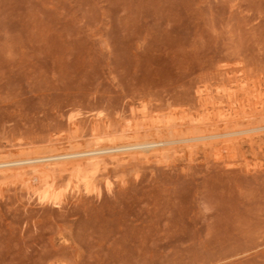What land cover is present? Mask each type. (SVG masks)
I'll list each match as a JSON object with an SVG mask.
<instances>
[{
    "label": "rangeland",
    "instance_id": "rangeland-1",
    "mask_svg": "<svg viewBox=\"0 0 264 264\" xmlns=\"http://www.w3.org/2000/svg\"><path fill=\"white\" fill-rule=\"evenodd\" d=\"M263 95L264 0H0V264H264Z\"/></svg>",
    "mask_w": 264,
    "mask_h": 264
},
{
    "label": "bare ground",
    "instance_id": "bare-ground-1",
    "mask_svg": "<svg viewBox=\"0 0 264 264\" xmlns=\"http://www.w3.org/2000/svg\"><path fill=\"white\" fill-rule=\"evenodd\" d=\"M243 85H244V84H243ZM256 88H257V87H256ZM246 91H247V90H246ZM258 91H259V90H258ZM255 92H257V91H255ZM257 93H258V92H257ZM258 95H259V94H258ZM258 95H257V96H258ZM263 96H264V95H263ZM232 97H233V96H232ZM255 97H256V96H255ZM259 98H260V96H259ZM230 99H231V98H230ZM260 99H261V98H260ZM257 100H258V99H257ZM229 101H230V100H229ZM249 101H250V100H249ZM260 101H261V100H260ZM260 101H259V102H260ZM235 102H236V101H235ZM261 102H262V101H261ZM231 103H232V102H231ZM232 104H234V103H232ZM249 104H250V103H249ZM256 104H257V103H256ZM256 104H255V105H256ZM214 105H216V104H214ZM243 105H244V104H243ZM245 105H246V104H245ZM255 105H254V106H255ZM258 105L260 106V104H258ZM262 106H263V105H262ZM205 107H206V106H205ZM245 107H246V106H245ZM245 107H242V108L244 109ZM263 107H264V106H263ZM252 108L254 109L253 106H252ZM261 108H262V107H261ZM263 109H264V108H263ZM211 110H212V109H211ZM257 110H258V108H257ZM259 110H261V109H259ZM259 110H258V111H259ZM205 111H206L207 113H206V114L202 117V119L199 121L198 125L196 124L198 127H199L201 124H205L207 121L209 122V121L211 120L210 109L205 108ZM252 112H253V110H252ZM263 112H264V110H263ZM263 112H262L261 114H260V112H259V114H260V115H263V114H264ZM212 113H213V111H212ZM235 113H236V115H233V117L228 118V119H222V120H221L222 122L219 121V123L224 124V123L232 122L233 120H234V121H239V120H241V117H239L240 115H238L239 112L236 111ZM257 113H258V112H257ZM239 114H240V113H239ZM254 114H255V113H254ZM250 115H251V114H250ZM246 116H247V115H246ZM253 117H255V116H253ZM253 117H252V118H253ZM256 117H257V116H256ZM249 118H250V117H249ZM216 121H217V120H216ZM210 122H211V121H210ZM223 122H224V123H223ZM211 123H212V122H211ZM214 123H215V122H214ZM251 123H252V122H251ZM206 124H207V123H206ZM206 124H205V125H206ZM215 124H216V123H215ZM217 124H218V122H217ZM217 124H216V125H217ZM209 125H210V124H209ZM209 125H208V126H209ZM170 126H171V125H170ZM182 126H183V125H182ZM203 126H204V125H203ZM206 126H207V125H206ZM212 126H213V125H212ZM225 127H226V126H225ZM228 127H229V126H228ZM258 127H259V126H258ZM223 128H224V127H223ZM229 128H230V127H229ZM239 128H240V127H239ZM226 129H227V128H225V130H226ZM253 129H254V128H252V130H253ZM262 129H263V128H262ZM221 130H222V129H221ZM223 130H224V129H223ZM230 130H231V129H228L229 132H230ZM238 130H239V129H238ZM242 130H243V129H242ZM242 130H241V132H244V133H245V130H246V129H245L244 131H242ZM250 130H251V129H250ZM252 130H251V131H252ZM259 130H261V129H259ZM219 131H220V130H219ZM228 131H227V132H228ZM251 131H250V133H251ZM224 132H225V131H224ZM224 132H223L224 136L230 134V133H226V132L224 133ZM237 132H238V131H237ZM237 132H234V133H231V134H236ZM247 132H248V131H247ZM254 132H255V131H254ZM206 133H207V132H206ZM214 133H215V131H214ZM238 133H240V132H238ZM238 133H237V134H238ZM217 134H219V133H217ZM219 135H221V134H219ZM219 135H214V136H212V137L215 138V136H219ZM209 136H210V135H209ZM209 136L207 137V139L209 138ZM193 137H194V136H193ZM203 137H204V136H202V138H203ZM205 137H206V136H205ZM205 137H204V138H205ZM212 137H211V138H212ZM219 137H220V136H219ZM219 137H218V138H219ZM198 138H199V137H198ZM200 138H201V136H200ZM195 140H196V139H195ZM197 140H198V139H197ZM133 141H134V139H133ZM136 144H137V143H136ZM157 144H159V143H158L157 141H154V142L143 143V144H139V143H138L137 145H132L131 147H132V148H133V147H136V148H137V147H138V148H139V147H142V148H145V150H147L148 148L146 149V147L153 146L152 148H154L155 145L158 146ZM119 145H120V144H119ZM129 146H130V145H129ZM121 148H123V147H121ZM110 149H112V148H110ZM116 149L118 150L119 147H116V146H115L114 150H116ZM114 150H112V151L114 152ZM137 150H138V149H137ZM88 151H89V150H88ZM88 151H87V153H84V152H83V153H65V154H57L54 158H56V160H57V159H60V160H66V159H69V158H72V157L78 156V155H80V154H101V153H106V152H108V151L111 152V150H108V148H107V149L105 148L104 150H103V148H102L101 150H93V151H89V152H88ZM127 151H128V150H127ZM80 156H82V155H80ZM40 159H41V158H40ZM141 159H142V158H141ZM36 160H37V159H36ZM26 161H27V160H26ZM29 161L31 162V161H33V160L30 159ZM57 161H58V160H57ZM34 162H35V161H34ZM43 162H44V161H43ZM43 162H40V163H43ZM15 163H17V162H15L14 160H12V162H11V161H10V162L8 161V162H6V163H2V164L0 163V166H8V167H9L10 165H14ZM44 163H45V162H44ZM37 164H38V163H37ZM30 165H31V164H30ZM40 165H41V164H40ZM56 165H57V164H56ZM42 166H43V165H42ZM8 167H7V168H8ZM12 167H13V166H12ZM2 168H3V167H2ZM2 168H1V169H2ZM5 168H6V167H5ZM42 172H43V171H42ZM77 172H78V171H77ZM79 172H80V170H79ZM38 175H39V174H38ZM80 175H81V174H80ZM76 178H77V177H76ZM88 185H89V183H88ZM88 185L86 184V186H88ZM86 186H85V187H86ZM88 187L90 188V186H88ZM86 188H87V187H86ZM48 193H49V192H48ZM50 197H51V196H50ZM50 197L45 196L44 199H46V200L48 199V200H49ZM42 198H43V197H42ZM41 200H42V199H41Z\"/></svg>",
    "mask_w": 264,
    "mask_h": 264
}]
</instances>
